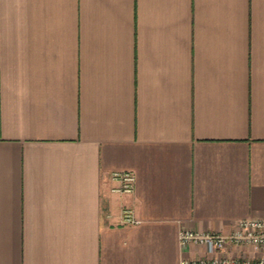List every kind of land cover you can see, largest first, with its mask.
<instances>
[{"label":"crops","instance_id":"obj_1","mask_svg":"<svg viewBox=\"0 0 264 264\" xmlns=\"http://www.w3.org/2000/svg\"><path fill=\"white\" fill-rule=\"evenodd\" d=\"M248 218L264 0H0V264H180Z\"/></svg>","mask_w":264,"mask_h":264},{"label":"built area","instance_id":"obj_2","mask_svg":"<svg viewBox=\"0 0 264 264\" xmlns=\"http://www.w3.org/2000/svg\"><path fill=\"white\" fill-rule=\"evenodd\" d=\"M111 180L113 194L134 193L136 177L132 172H113ZM121 221L129 227L140 223L130 207L122 209ZM179 245L183 253L192 247L206 252V256L197 259L182 258L180 264H264V219L239 220L229 234L181 230Z\"/></svg>","mask_w":264,"mask_h":264}]
</instances>
